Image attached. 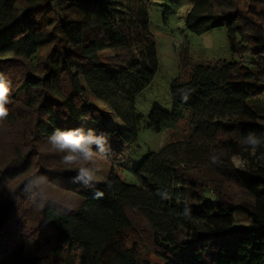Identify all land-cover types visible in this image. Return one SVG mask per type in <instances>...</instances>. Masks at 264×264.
<instances>
[{
  "label": "trees",
  "instance_id": "trees-1",
  "mask_svg": "<svg viewBox=\"0 0 264 264\" xmlns=\"http://www.w3.org/2000/svg\"><path fill=\"white\" fill-rule=\"evenodd\" d=\"M189 1V28L225 26L241 61L199 62L174 77L172 111L155 107L147 126L189 112L188 130L144 157L139 184L113 171L97 199L47 139L89 118L108 136L103 159H129L143 119L136 96L159 67L150 0H0V54L11 53L0 58L11 84L0 120V264H264V0ZM89 90L124 128L106 123ZM249 134L262 140L255 150ZM236 211L247 227L232 228Z\"/></svg>",
  "mask_w": 264,
  "mask_h": 264
},
{
  "label": "rangeland",
  "instance_id": "rangeland-1",
  "mask_svg": "<svg viewBox=\"0 0 264 264\" xmlns=\"http://www.w3.org/2000/svg\"><path fill=\"white\" fill-rule=\"evenodd\" d=\"M191 7L189 0H150L149 27L157 48L158 71L151 85L136 96V111L143 119L139 124L138 140L130 147L129 159L124 163L110 164L102 156L99 157L97 163L102 169L99 173L103 177L101 183L106 182L114 171L125 182L139 184L135 169L144 157L151 151L160 150L168 140L177 138L188 130L189 112H185L177 121L163 122L160 129L147 126L150 113L155 107L172 111L171 86L174 77L187 74L189 68L199 62L241 61L231 51L225 26L202 33L189 28L187 20ZM45 51L46 49L43 50ZM108 54L109 51L101 52V55ZM10 55L11 53L0 54V58ZM246 59L248 60V57ZM87 95L90 102L102 111L106 123L119 128L126 126L108 103L90 90ZM94 124V120L89 118H83L78 123L79 127L83 126L85 129ZM2 133H6L4 129ZM233 160L237 166L245 164V160L239 156H235ZM208 194L210 193L207 191ZM208 198L211 200L210 196ZM249 224L250 220L243 212H235L233 229H243ZM150 254L154 258V254Z\"/></svg>",
  "mask_w": 264,
  "mask_h": 264
},
{
  "label": "clouds",
  "instance_id": "clouds-1",
  "mask_svg": "<svg viewBox=\"0 0 264 264\" xmlns=\"http://www.w3.org/2000/svg\"><path fill=\"white\" fill-rule=\"evenodd\" d=\"M11 93V84L0 73V120H4L9 115L7 105L10 103L9 96ZM178 94L186 102L188 94L185 89H179ZM107 134L97 132L88 128L82 127L70 129H56L47 139L51 149L57 153L63 154L61 157L62 163L68 166L69 170H75V183H81L86 188L94 190V196L97 199L104 197V192L97 188V184L102 182L103 177L99 175L102 171L97 163L98 158L106 154L110 147H108ZM262 140L252 134H249L244 143L250 146L253 150L261 144ZM213 162H216L219 157L213 155L211 157ZM77 166L75 169L72 166ZM41 180H46V177H40Z\"/></svg>",
  "mask_w": 264,
  "mask_h": 264
}]
</instances>
